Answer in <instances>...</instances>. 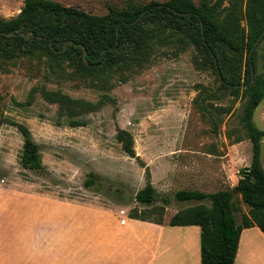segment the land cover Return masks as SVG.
I'll return each mask as SVG.
<instances>
[{
  "label": "rangeland",
  "instance_id": "obj_1",
  "mask_svg": "<svg viewBox=\"0 0 264 264\" xmlns=\"http://www.w3.org/2000/svg\"><path fill=\"white\" fill-rule=\"evenodd\" d=\"M54 1L94 15L107 14L109 5L123 9L130 2ZM134 1L146 4L153 0ZM23 6L24 0H0V17H15ZM242 24L246 27L245 21ZM257 48V72L264 75V41ZM163 50L166 49H161L141 71L118 74L110 84L74 77L70 70L53 72L42 57L3 62L0 70V167L6 178L0 187L49 193L78 203L95 204L100 200V204L118 212L123 210L126 215L137 208L146 210L147 217L157 221L160 215L156 211L134 200L137 192L151 182L159 194L156 205L166 210V222L184 209L199 204L211 205L209 200L179 201L176 193L181 190L214 193L235 188L241 169L251 164L253 156L252 142L245 138L242 130L241 96L214 101L218 106L232 108L215 133L208 117L195 103L200 84L217 86L215 75L194 66V48L179 56L172 49ZM122 77L128 80L121 82ZM40 89L60 91L91 102H98L105 95L110 100L98 112L85 116L89 121L85 127H70L66 123L57 126L58 106L48 103ZM30 99L33 101L28 104ZM6 119L30 128L41 146L46 174H36L22 167L23 137L16 127L4 121ZM254 121L264 130V100L256 108ZM120 128L132 133L136 157L128 156L116 139ZM239 136L245 139L238 143L235 139ZM262 146L264 166V138ZM91 173L103 181L102 190L86 188L85 181ZM164 199H168L169 204L164 205ZM235 204L236 219L240 223L250 207L238 192H235ZM178 238L172 241L187 244L189 241L193 249L200 244L196 237Z\"/></svg>",
  "mask_w": 264,
  "mask_h": 264
},
{
  "label": "trees",
  "instance_id": "obj_2",
  "mask_svg": "<svg viewBox=\"0 0 264 264\" xmlns=\"http://www.w3.org/2000/svg\"><path fill=\"white\" fill-rule=\"evenodd\" d=\"M262 41L264 0H200L198 3L195 0H153L146 4L130 0L123 9L109 5L105 15H94L54 0H24L17 16L0 17V70L3 62L42 57L53 72L70 70L74 77L110 84L118 74L141 71L163 48L164 52L172 49L176 56L194 48V66L198 70L212 71L217 82V86L200 84L195 103L217 133L223 117L231 113L232 108L218 106L214 101L241 96V125L245 138L252 142L251 164L241 169L233 189L214 193L177 192L179 201L209 200L211 205L199 204L179 211L169 222L164 218V206L156 205L159 194L150 182L137 192L134 200L143 207H151L160 219L150 220L146 210L137 208L131 210L129 217L161 225L199 226L202 264H234L242 231L257 226L264 233V130L254 121L256 108L264 100V75L257 72V47ZM127 80V77L120 78L121 82ZM39 91L48 103L58 106L57 126L66 123L70 127H85L89 124L85 116L98 112L110 100L108 95L91 102L60 91ZM32 101L30 99L28 104ZM4 121L16 127L23 137L22 167L36 174H46L41 146L30 128L11 119ZM245 138L239 136L235 140L239 143ZM116 139L128 156L136 157L131 132L120 128ZM5 178V171L0 167V184ZM85 186L99 191L103 181L91 173ZM235 192L240 193L243 202L250 207L240 223L235 215ZM167 204L169 200L164 199V205Z\"/></svg>",
  "mask_w": 264,
  "mask_h": 264
},
{
  "label": "crops",
  "instance_id": "obj_3",
  "mask_svg": "<svg viewBox=\"0 0 264 264\" xmlns=\"http://www.w3.org/2000/svg\"><path fill=\"white\" fill-rule=\"evenodd\" d=\"M176 237L200 244L193 249ZM200 247L199 226L132 219L100 200L0 187V264H202ZM234 264H264L259 227L242 231Z\"/></svg>",
  "mask_w": 264,
  "mask_h": 264
},
{
  "label": "built area",
  "instance_id": "obj_4",
  "mask_svg": "<svg viewBox=\"0 0 264 264\" xmlns=\"http://www.w3.org/2000/svg\"><path fill=\"white\" fill-rule=\"evenodd\" d=\"M82 199H83V198H82ZM120 213L123 214V215L126 214V212L123 211V210H122ZM123 222H125V220H123Z\"/></svg>",
  "mask_w": 264,
  "mask_h": 264
},
{
  "label": "water",
  "instance_id": "obj_5",
  "mask_svg": "<svg viewBox=\"0 0 264 264\" xmlns=\"http://www.w3.org/2000/svg\"><path fill=\"white\" fill-rule=\"evenodd\" d=\"M262 38V37H261ZM261 38H260V40H261ZM257 45V44H256Z\"/></svg>",
  "mask_w": 264,
  "mask_h": 264
}]
</instances>
